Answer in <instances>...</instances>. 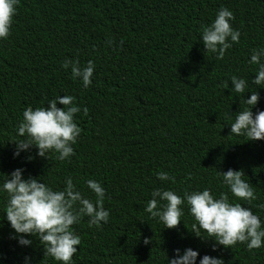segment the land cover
<instances>
[{"label":"trees","instance_id":"obj_1","mask_svg":"<svg viewBox=\"0 0 264 264\" xmlns=\"http://www.w3.org/2000/svg\"><path fill=\"white\" fill-rule=\"evenodd\" d=\"M220 7L232 12L239 42L222 59L204 51L198 29ZM264 47V0H19L7 38L0 40V173L22 168L63 187L67 176L84 195V185L99 181L109 211L100 227L82 217L72 228L80 236L73 264H166L173 249L190 247L218 256L223 264H264V244L251 249L238 243L212 250L214 241L190 232L191 217L163 228L143 211L154 188H208L225 192L218 171L242 170L256 199L247 203L264 226V139L246 141L229 134V123L242 99L225 82L235 74L254 77L250 49ZM68 58L83 65L92 60L91 83L83 87ZM264 110V88L253 86ZM57 95H71L88 109L74 120L81 129L66 160L36 155V149L13 157L15 127L22 110L46 106ZM245 93V98H247ZM57 107H63L59 103ZM31 159H28V157ZM166 171L172 181H160ZM3 197H0L2 215ZM184 222V223H183ZM145 239L148 240L145 243ZM20 246L7 221L0 219V264H58L36 238Z\"/></svg>","mask_w":264,"mask_h":264},{"label":"clouds","instance_id":"obj_2","mask_svg":"<svg viewBox=\"0 0 264 264\" xmlns=\"http://www.w3.org/2000/svg\"><path fill=\"white\" fill-rule=\"evenodd\" d=\"M19 0H0V40L10 34V27L16 13ZM232 12L220 7L208 24L199 29V40L204 51L214 53L216 59H222L225 51L232 44L239 42L240 32L231 26ZM249 65H255L254 77L231 75L225 84L237 98L243 101L231 117L229 134L243 136L246 141L264 139V110L252 108L257 104L259 96L253 86L264 88V47L250 49ZM60 67L70 69L73 79H79L87 88L95 65L87 60L83 65L76 60L65 58ZM247 93V98H245ZM63 107H57V104ZM87 115L88 109L74 103L71 95H57L49 99L46 106H25L22 118L15 127L16 139L13 157L21 152L36 149V155L48 158V153L56 160H66L73 154L72 145L80 135L81 129L74 120L76 113ZM28 159H31L29 156ZM22 168H15L9 173H0V197H3L2 215L0 219L7 221L13 230L14 237L20 246H30L31 237L38 240L43 257H50L58 264H73L75 246L80 244V236L72 228L82 217H88V224L100 227L107 223L109 211L103 207L105 189L95 179L84 181L86 188L94 199L84 195L73 183V177L67 176L63 187H53L40 177L23 175ZM221 184L235 198L230 201L225 192L218 196L210 193L208 188L184 190L178 195L170 188H154L150 193L143 211L155 218L163 228H174L181 221L184 209L191 217L190 232L202 239L214 241L212 250L217 245L231 248L242 243L249 250L260 248L264 244V226L260 217L250 207H243L238 201L251 203L256 199L251 183L242 177V170L228 168L218 171ZM160 181H172L166 171L156 173ZM259 207L264 208V205ZM184 223V222H183ZM148 240L145 239V243ZM190 247L183 250L173 249L171 258L166 256V264H223L218 256L201 255ZM23 264H31V258L25 256Z\"/></svg>","mask_w":264,"mask_h":264}]
</instances>
